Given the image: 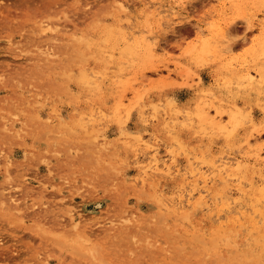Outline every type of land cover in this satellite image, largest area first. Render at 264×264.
<instances>
[{"label": "rangeland", "instance_id": "374dc122", "mask_svg": "<svg viewBox=\"0 0 264 264\" xmlns=\"http://www.w3.org/2000/svg\"><path fill=\"white\" fill-rule=\"evenodd\" d=\"M263 26L264 0H0V264H264Z\"/></svg>", "mask_w": 264, "mask_h": 264}, {"label": "bare ground", "instance_id": "6f19581e", "mask_svg": "<svg viewBox=\"0 0 264 264\" xmlns=\"http://www.w3.org/2000/svg\"><path fill=\"white\" fill-rule=\"evenodd\" d=\"M264 27V26H263ZM223 30V27H221V31ZM224 31V30H223ZM256 70V69H255ZM255 70L254 71H252V70H248V72H247V76H248V78H250L251 80H252V78L254 77V76H257L256 74H254L253 72H255ZM257 71H259V70H257ZM262 72V71H261ZM260 75V74H259ZM261 77H262V75H261ZM248 78H247V80H248ZM252 81H255V80H252ZM251 82V81H250ZM199 110H201V109H199ZM199 112V111H198ZM216 114H217V117L216 118H219V119H216V118H214L215 120H216V124L218 123L220 126H222L223 127V125H222V119H223V116H222V113L220 112V111H218V110H216ZM183 122V121H182ZM143 137V136H142ZM141 136H140V139H138V140H141V138H142ZM152 147V150L155 152L154 153V158H153V160H154V162H155V164H156V166H159V165H161V164H164L165 165V161L164 162H161V158H160V156H159V152H160V148H159V145H156V144H152L151 145ZM240 159H234V158H232V157H227V158H223V159H221V161L216 165H213V167L215 168V170H217L218 172H219V174L221 175V176H223V178H229V177H231L234 173H233V171H232V167L233 166H235V165H239L240 164ZM156 168V167H155ZM158 168V167H157ZM171 168V167H170ZM235 175V174H234ZM239 177V176H238ZM208 179V178H207ZM206 178L204 179V181L205 180H207ZM238 179V178H237ZM262 179V178H261ZM226 181V180H225ZM251 182V181H250ZM247 183V182H246ZM205 189V188H204ZM207 189V188H206ZM243 188H241V187H239V189H238V192L239 193H241V194H243V190H242ZM203 191H205V190H203L202 189V192ZM225 196V195H224ZM193 197V193H190L189 194V196H188V198H187V200H188V202H189V200L191 199ZM202 198V197H201ZM224 198V197H223ZM228 198V197H227ZM258 200V199H257ZM182 202V201H181ZM184 203V202H183ZM232 203H235V204H239L240 205V203L241 202H239V201H237V198H232L231 197V200H229L228 201V206H229V208H231L232 206L231 205H233ZM176 205H177V202H176ZM202 205H204L203 203H202ZM235 207H237V206H235ZM225 208H227V207H225ZM222 209V208H221ZM227 211V210H226ZM238 212H239V210H237ZM226 217V216H225Z\"/></svg>", "mask_w": 264, "mask_h": 264}]
</instances>
